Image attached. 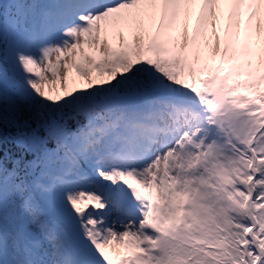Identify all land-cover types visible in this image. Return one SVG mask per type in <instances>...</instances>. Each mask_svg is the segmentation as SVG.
<instances>
[{
	"label": "snow or ice",
	"instance_id": "1",
	"mask_svg": "<svg viewBox=\"0 0 264 264\" xmlns=\"http://www.w3.org/2000/svg\"><path fill=\"white\" fill-rule=\"evenodd\" d=\"M0 264H264V0H0Z\"/></svg>",
	"mask_w": 264,
	"mask_h": 264
},
{
	"label": "rangeland",
	"instance_id": "2",
	"mask_svg": "<svg viewBox=\"0 0 264 264\" xmlns=\"http://www.w3.org/2000/svg\"><path fill=\"white\" fill-rule=\"evenodd\" d=\"M72 78H74L76 80L77 84L82 83V81H80L79 78L75 76V72L72 73Z\"/></svg>",
	"mask_w": 264,
	"mask_h": 264
}]
</instances>
